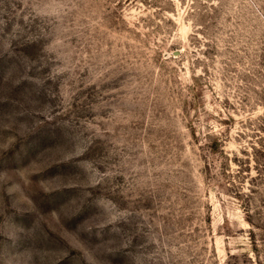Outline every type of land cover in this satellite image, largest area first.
I'll return each instance as SVG.
<instances>
[{
  "label": "rangeland",
  "instance_id": "374dc122",
  "mask_svg": "<svg viewBox=\"0 0 264 264\" xmlns=\"http://www.w3.org/2000/svg\"><path fill=\"white\" fill-rule=\"evenodd\" d=\"M0 264H264V0H0Z\"/></svg>",
  "mask_w": 264,
  "mask_h": 264
}]
</instances>
